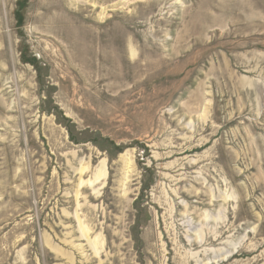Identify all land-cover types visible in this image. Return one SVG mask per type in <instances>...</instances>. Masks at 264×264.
<instances>
[{"label": "rangeland", "instance_id": "obj_1", "mask_svg": "<svg viewBox=\"0 0 264 264\" xmlns=\"http://www.w3.org/2000/svg\"><path fill=\"white\" fill-rule=\"evenodd\" d=\"M0 264H264V0H0Z\"/></svg>", "mask_w": 264, "mask_h": 264}, {"label": "bare ground", "instance_id": "obj_2", "mask_svg": "<svg viewBox=\"0 0 264 264\" xmlns=\"http://www.w3.org/2000/svg\"><path fill=\"white\" fill-rule=\"evenodd\" d=\"M103 169V168H102ZM99 172L97 173V175H96V179L97 180H100L103 176H104V172L103 171H100V170H98ZM93 183V182H92Z\"/></svg>", "mask_w": 264, "mask_h": 264}]
</instances>
